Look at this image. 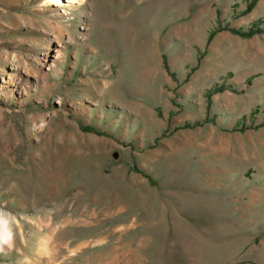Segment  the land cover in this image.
I'll use <instances>...</instances> for the list:
<instances>
[{
    "label": "rangeland",
    "instance_id": "rangeland-1",
    "mask_svg": "<svg viewBox=\"0 0 264 264\" xmlns=\"http://www.w3.org/2000/svg\"><path fill=\"white\" fill-rule=\"evenodd\" d=\"M1 220L0 264H264V0H0Z\"/></svg>",
    "mask_w": 264,
    "mask_h": 264
},
{
    "label": "bare ground",
    "instance_id": "bare-ground-1",
    "mask_svg": "<svg viewBox=\"0 0 264 264\" xmlns=\"http://www.w3.org/2000/svg\"><path fill=\"white\" fill-rule=\"evenodd\" d=\"M52 1H54V5L56 7H61V5L64 4V1L66 2V0H52ZM67 3H68V5L78 4L79 0H67ZM8 230H9V228L6 225V221L1 220L0 221V253L2 252L3 248H5V247L10 248L13 244L12 235L7 234ZM41 246H43V245L41 244ZM43 247H41V248H43ZM40 252H41V250H40Z\"/></svg>",
    "mask_w": 264,
    "mask_h": 264
},
{
    "label": "trees",
    "instance_id": "trees-1",
    "mask_svg": "<svg viewBox=\"0 0 264 264\" xmlns=\"http://www.w3.org/2000/svg\"><path fill=\"white\" fill-rule=\"evenodd\" d=\"M250 32H252V31H250ZM89 130V129H88Z\"/></svg>",
    "mask_w": 264,
    "mask_h": 264
}]
</instances>
